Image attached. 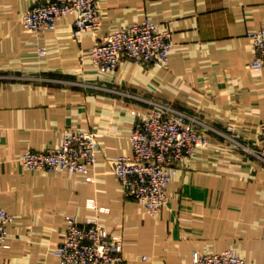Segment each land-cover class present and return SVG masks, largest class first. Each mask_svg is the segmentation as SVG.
<instances>
[{"label":"crops","instance_id":"1","mask_svg":"<svg viewBox=\"0 0 264 264\" xmlns=\"http://www.w3.org/2000/svg\"><path fill=\"white\" fill-rule=\"evenodd\" d=\"M36 0H0V207L14 215L0 264H58L66 216L100 212L122 234L129 264H194L195 251L226 249L264 264V69L251 66L249 32L264 26V0H97L100 36L150 18L168 25L169 65L124 58L102 72L98 39L74 34V15L34 33L22 22ZM46 53L40 54V46ZM158 104L193 116L210 138L168 185L169 203L151 214L125 196L112 161L132 155L136 121ZM97 132L101 150L86 172L27 169L26 150L57 146L67 130Z\"/></svg>","mask_w":264,"mask_h":264},{"label":"built area","instance_id":"2","mask_svg":"<svg viewBox=\"0 0 264 264\" xmlns=\"http://www.w3.org/2000/svg\"><path fill=\"white\" fill-rule=\"evenodd\" d=\"M74 15V34L81 38L89 30L98 39L92 49L94 63L103 72L115 71L124 58L157 67L169 65L175 46L168 25L146 18L100 36L102 22L97 0H36L22 15L25 28L34 33L54 30L60 19ZM253 40L251 66L264 69V26L248 34ZM40 54L46 47L40 46ZM193 116L185 111L158 104L142 115L130 134L132 155H119L112 161L126 197L135 198L154 215L169 203L168 185L180 166L199 148L208 147L210 138L200 130ZM244 148L264 161V122L260 124L259 146ZM101 144L91 129L67 130L57 146L26 150L20 161L27 169L86 172L95 166ZM81 223L74 215L66 216V230L56 249L58 264H129L123 253L122 234L108 232L100 212ZM14 215L0 207V242L7 245L8 225ZM194 264H251L235 249L219 252L195 251Z\"/></svg>","mask_w":264,"mask_h":264}]
</instances>
